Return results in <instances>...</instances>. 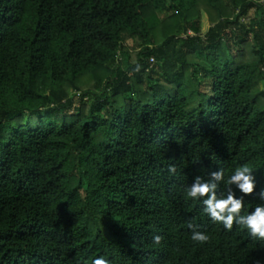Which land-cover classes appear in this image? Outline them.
<instances>
[{
	"label": "trees",
	"instance_id": "obj_1",
	"mask_svg": "<svg viewBox=\"0 0 264 264\" xmlns=\"http://www.w3.org/2000/svg\"><path fill=\"white\" fill-rule=\"evenodd\" d=\"M243 165L248 214L264 0H0V264H264V240L184 195Z\"/></svg>",
	"mask_w": 264,
	"mask_h": 264
},
{
	"label": "clouds",
	"instance_id": "obj_2",
	"mask_svg": "<svg viewBox=\"0 0 264 264\" xmlns=\"http://www.w3.org/2000/svg\"><path fill=\"white\" fill-rule=\"evenodd\" d=\"M174 172V168L169 169ZM253 170L248 165L237 167L232 175L226 180L224 172L221 169L213 171L209 179L204 180L197 176L194 182L184 190L186 199L200 201L204 206V212L213 223H220L224 229L231 231L234 223L246 229L249 234L260 240H264V204L256 206L250 213L241 214L245 207L243 196L237 197L231 186H235L240 193L250 195L256 187ZM228 187L226 196L218 198L217 189L221 183ZM261 200H264V191L260 194ZM191 229V240L195 243L205 244L209 241V235L205 232L196 230L191 223L188 225ZM161 237L153 236V242L159 244ZM92 264H111L109 259L104 256L94 258Z\"/></svg>",
	"mask_w": 264,
	"mask_h": 264
},
{
	"label": "rangeland",
	"instance_id": "obj_3",
	"mask_svg": "<svg viewBox=\"0 0 264 264\" xmlns=\"http://www.w3.org/2000/svg\"><path fill=\"white\" fill-rule=\"evenodd\" d=\"M171 13L168 11V12H164V13H159L158 15H159V17L160 18H165V17H167V16H169ZM253 15V12L251 13V16ZM250 16V17H251ZM247 21H248V19H246ZM114 64H112V66H113Z\"/></svg>",
	"mask_w": 264,
	"mask_h": 264
},
{
	"label": "built area",
	"instance_id": "obj_4",
	"mask_svg": "<svg viewBox=\"0 0 264 264\" xmlns=\"http://www.w3.org/2000/svg\"><path fill=\"white\" fill-rule=\"evenodd\" d=\"M154 59L151 60V62L153 63Z\"/></svg>",
	"mask_w": 264,
	"mask_h": 264
}]
</instances>
